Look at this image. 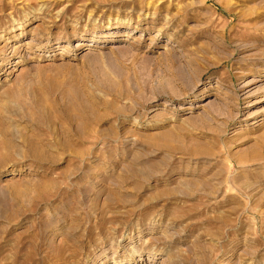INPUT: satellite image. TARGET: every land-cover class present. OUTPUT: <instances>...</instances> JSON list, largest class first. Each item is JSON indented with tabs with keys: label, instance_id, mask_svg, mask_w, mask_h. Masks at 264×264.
I'll list each match as a JSON object with an SVG mask.
<instances>
[{
	"label": "rangeland",
	"instance_id": "1",
	"mask_svg": "<svg viewBox=\"0 0 264 264\" xmlns=\"http://www.w3.org/2000/svg\"><path fill=\"white\" fill-rule=\"evenodd\" d=\"M0 264H264V0H0Z\"/></svg>",
	"mask_w": 264,
	"mask_h": 264
}]
</instances>
